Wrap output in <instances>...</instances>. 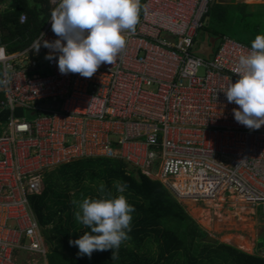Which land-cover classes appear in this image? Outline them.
<instances>
[{"label": "built area", "instance_id": "2783aa9c", "mask_svg": "<svg viewBox=\"0 0 264 264\" xmlns=\"http://www.w3.org/2000/svg\"><path fill=\"white\" fill-rule=\"evenodd\" d=\"M10 0H0V15ZM52 8L58 0H49ZM217 0H145L113 65L90 78L61 74L43 41L0 62V264H48L29 198L43 177L83 159L117 160L161 183L179 203L227 199L264 216V125L237 123L223 92L250 47L219 38L209 60L195 50ZM218 4V3H217ZM50 19V18H49ZM26 16L19 19L25 24ZM3 46L6 50V47ZM200 69L205 74L198 76ZM58 105L57 108L55 106ZM29 117L32 119L29 120ZM180 204V203H179ZM264 260V243L259 244Z\"/></svg>", "mask_w": 264, "mask_h": 264}, {"label": "trees", "instance_id": "16d2710c", "mask_svg": "<svg viewBox=\"0 0 264 264\" xmlns=\"http://www.w3.org/2000/svg\"><path fill=\"white\" fill-rule=\"evenodd\" d=\"M52 10L49 0H10L7 10L0 15V44L6 52L13 54L29 47ZM245 10L246 6L238 3L214 4L207 13L204 34L211 38L229 37L250 47L257 34H264V26L262 30L257 16ZM22 15L26 16L23 25L19 23ZM7 117V112H0V124ZM94 179L103 185L97 199L116 196L117 185H126L123 194L134 212L127 239L120 246L124 242L130 245L131 251L126 254L129 264H264L258 256L231 246L202 242L204 233L161 183L128 169L120 161L104 158L78 160L46 173L41 193L29 198L44 243L50 248L48 264H125L114 261L113 250L93 251L89 258L78 256L77 247L68 243L89 231L75 220L74 202L85 193V181ZM50 234L53 236L49 237ZM153 246L155 259L141 260L138 254Z\"/></svg>", "mask_w": 264, "mask_h": 264}, {"label": "clouds", "instance_id": "9594fccd", "mask_svg": "<svg viewBox=\"0 0 264 264\" xmlns=\"http://www.w3.org/2000/svg\"><path fill=\"white\" fill-rule=\"evenodd\" d=\"M143 5L141 0H58L50 12L54 41H43L50 51L45 59L55 55L59 73L79 74L90 78L101 64L113 65L126 47V33H134ZM41 42L35 41L33 49L39 51ZM7 59L6 50L0 46V62ZM230 80L224 89L227 102L234 103V120L250 130L264 125V34H257L250 42V51L238 57ZM0 79V86L7 85ZM125 184H118L119 193L112 197L84 198L75 212V220L89 229L79 238L69 240L76 246L78 256L91 257L93 251L118 249L127 239L134 208L123 195ZM99 191L103 192V185Z\"/></svg>", "mask_w": 264, "mask_h": 264}, {"label": "rangeland", "instance_id": "374dc122", "mask_svg": "<svg viewBox=\"0 0 264 264\" xmlns=\"http://www.w3.org/2000/svg\"><path fill=\"white\" fill-rule=\"evenodd\" d=\"M234 1L235 0H217V3L230 4L234 3ZM245 12L247 14H255L257 16L256 18L260 20L262 24L261 28L263 30L264 5L246 6ZM216 39L217 47L219 43V37ZM204 41L205 37L203 33L200 32L194 49L199 51ZM204 74V69H200L198 72V76L202 77ZM31 119L32 118L29 117V120ZM84 186L85 193L75 199V212L78 210L79 203L84 198L92 199L100 196L99 189L101 186V182L98 179H94L92 181L86 180ZM115 194L118 195L119 193H117L116 191ZM127 202L129 203L128 199ZM179 203L185 213L195 222V224L200 228L201 232L204 233V237L201 238L202 242L215 245L225 244L248 255H259V244L261 242L264 243V216L262 215L260 209H257L253 213L250 208L245 207L244 205L239 204L231 199H227L225 201L198 203L189 202L188 200H182ZM50 230L51 226L46 228L47 233L50 232ZM52 236L53 234L49 235V237ZM41 237L44 241L42 232ZM207 238H209L211 242H207ZM244 243L250 244L252 246L251 250H242L240 246ZM45 246L48 252H50L49 245L45 243ZM129 251H131L130 245L126 242H124L123 245L118 249H113V256H116V259L114 261L116 262V260H118L116 263L123 261V263L129 264V259L127 257L128 255H126ZM138 256L141 258V260H144V258L153 260L156 257V250L153 246L150 247L148 251L139 253Z\"/></svg>", "mask_w": 264, "mask_h": 264}, {"label": "water", "instance_id": "95a60500", "mask_svg": "<svg viewBox=\"0 0 264 264\" xmlns=\"http://www.w3.org/2000/svg\"><path fill=\"white\" fill-rule=\"evenodd\" d=\"M217 39L210 38L208 35L205 36V41L202 44V48L200 49L199 53L205 58V60H209L212 50L215 47ZM58 105L55 106L57 108ZM207 242H211L209 238L206 239Z\"/></svg>", "mask_w": 264, "mask_h": 264}, {"label": "crops", "instance_id": "0c3cea01", "mask_svg": "<svg viewBox=\"0 0 264 264\" xmlns=\"http://www.w3.org/2000/svg\"><path fill=\"white\" fill-rule=\"evenodd\" d=\"M235 1H234V3H238V4H241V5H245V6H263L264 5V0H235ZM218 4H223V3H218ZM0 72H1V69H0ZM2 124L3 123L0 124L1 132H2V128H1Z\"/></svg>", "mask_w": 264, "mask_h": 264}, {"label": "bare ground", "instance_id": "6f19581e", "mask_svg": "<svg viewBox=\"0 0 264 264\" xmlns=\"http://www.w3.org/2000/svg\"><path fill=\"white\" fill-rule=\"evenodd\" d=\"M240 247L242 248V250L249 251V250H251L252 246L248 243H244Z\"/></svg>", "mask_w": 264, "mask_h": 264}]
</instances>
